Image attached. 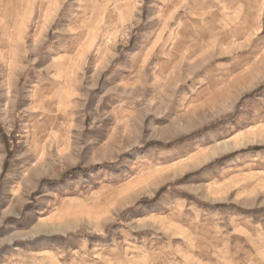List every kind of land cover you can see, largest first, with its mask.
Returning a JSON list of instances; mask_svg holds the SVG:
<instances>
[{
    "label": "rangeland",
    "instance_id": "obj_1",
    "mask_svg": "<svg viewBox=\"0 0 264 264\" xmlns=\"http://www.w3.org/2000/svg\"><path fill=\"white\" fill-rule=\"evenodd\" d=\"M0 264H264V0H0Z\"/></svg>",
    "mask_w": 264,
    "mask_h": 264
},
{
    "label": "bare ground",
    "instance_id": "obj_2",
    "mask_svg": "<svg viewBox=\"0 0 264 264\" xmlns=\"http://www.w3.org/2000/svg\"><path fill=\"white\" fill-rule=\"evenodd\" d=\"M175 16H176V15H175ZM179 58H180V57H179ZM179 58H178V59H179ZM175 61H177V60H175ZM175 61H174V62H175ZM173 65H174V64H173ZM33 118H34V117H33ZM219 150H220V149H219ZM210 152H211V151H210ZM217 152H218V151H217ZM205 154H206V155L203 154V155H204L203 158H201L200 160L198 159L199 161L196 162L195 164H193V165H191V166H186L185 170H186V169H189V168L192 169V168L197 167L198 165H200V163H202V162L206 161L208 158H210L212 153H211L210 155H207V153H205ZM38 173H39L38 170H37V169H34V170L31 172V176L34 177V176H36Z\"/></svg>",
    "mask_w": 264,
    "mask_h": 264
},
{
    "label": "trees",
    "instance_id": "obj_3",
    "mask_svg": "<svg viewBox=\"0 0 264 264\" xmlns=\"http://www.w3.org/2000/svg\"><path fill=\"white\" fill-rule=\"evenodd\" d=\"M59 238H61V236Z\"/></svg>",
    "mask_w": 264,
    "mask_h": 264
}]
</instances>
